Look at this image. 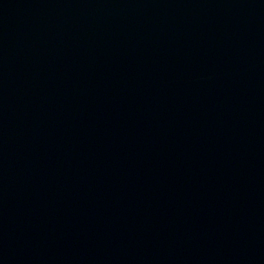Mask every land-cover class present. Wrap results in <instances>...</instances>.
<instances>
[{
	"label": "water",
	"instance_id": "1",
	"mask_svg": "<svg viewBox=\"0 0 264 264\" xmlns=\"http://www.w3.org/2000/svg\"><path fill=\"white\" fill-rule=\"evenodd\" d=\"M0 264H264V0H0Z\"/></svg>",
	"mask_w": 264,
	"mask_h": 264
}]
</instances>
